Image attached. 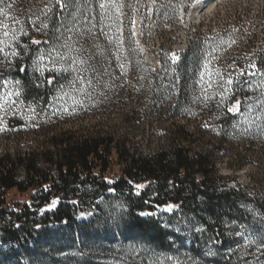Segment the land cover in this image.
<instances>
[{"label": "rangeland", "instance_id": "obj_1", "mask_svg": "<svg viewBox=\"0 0 264 264\" xmlns=\"http://www.w3.org/2000/svg\"><path fill=\"white\" fill-rule=\"evenodd\" d=\"M49 2L7 0L13 4L11 14L23 22L28 33L33 30L29 20L38 16L44 19L41 11ZM124 2L133 6L125 8V21L135 18L138 24L137 35L131 37V47L137 51L130 53L129 45L125 43L120 61L124 65L123 71L109 55L111 77L103 78L109 87H97L93 99L74 112L53 114L49 109L36 119H29L20 111L15 116L9 112L0 124V156L26 152L42 154L47 149L52 150L51 138L65 131L83 135L100 131L113 135L125 142L131 151L142 155L173 144L207 152L223 189L238 188L249 197H264V131L252 126L243 132L241 129L248 127L244 124L233 127L241 116L227 112V107H231L235 100L243 102L258 92L251 89L237 91L227 107L219 108V92L215 86L209 89L213 100L205 103L198 99L200 85L195 82L199 78L203 56L211 50L212 42L221 38L225 43L214 52L210 70H219L222 75L227 72L235 74L251 61L259 64L264 60V0H155L154 6L160 9L159 13L147 15L142 24L140 15L134 12L135 5L138 3L141 9H146L153 7V0ZM167 5L174 6V10L166 8ZM129 27L127 23L124 26L125 38ZM233 40L235 43H231ZM92 43V40L84 41L88 49L84 55H92L93 62L98 64L99 57L93 55L96 49ZM96 43L101 48H108L103 35ZM172 53L180 55L175 71L168 58ZM13 61L0 64V91L3 90L2 81H13L8 76ZM212 79L215 81L217 77ZM3 115L0 112V116ZM186 134L189 136L185 140ZM116 158L114 154L109 175L119 171ZM18 174L22 179V172ZM30 194V191H9V208L17 210L29 203ZM99 203L104 211L102 219L86 228L76 225L46 234L42 240L44 245L48 244L44 246L47 248L44 254L59 258L71 256L81 259L82 263L90 261L93 264H180L173 256L168 263L165 262V253L158 252L135 236H126L121 220L125 207L121 202L111 199L107 202L99 200ZM251 210L252 219L228 223L229 240H236V244L223 250L222 254L228 256L237 252L242 264H264V244L259 243L261 233L254 231L260 227L261 216L257 210ZM153 213L159 215L160 211ZM161 222H165L164 217ZM189 222L183 219L181 224L186 227ZM192 227L195 232H201L197 231L200 226L192 224ZM237 232L242 235H236ZM244 235L252 236L257 243L245 247ZM183 240L187 246L189 235L183 234ZM55 249L60 251L55 252ZM209 250L212 255L208 254ZM216 254L217 249L208 243L207 258L211 260ZM0 261L4 264H30L31 258L27 254L16 257L9 244L0 242Z\"/></svg>", "mask_w": 264, "mask_h": 264}, {"label": "trees", "instance_id": "obj_2", "mask_svg": "<svg viewBox=\"0 0 264 264\" xmlns=\"http://www.w3.org/2000/svg\"><path fill=\"white\" fill-rule=\"evenodd\" d=\"M33 39L43 42L48 35L42 29L22 37L28 44ZM42 47L46 45H31L33 50ZM30 64L29 56L14 59L8 76L21 80L26 100L34 96L47 98L48 86L36 87L38 81L34 80ZM22 66L26 72L19 71ZM49 75L54 74H45ZM41 105L44 106L43 101ZM51 144L52 150L42 154L0 156V242L9 244L16 257L27 254L30 264H93L71 256L59 258L44 254L47 250L44 246L48 244L44 245L42 240L46 234L64 227L93 226L104 214L99 200L114 199L125 207L121 220L126 236H135L165 253V262L173 256L180 264H242L237 252L222 254L236 244V240H229L227 225L252 219L251 208L259 212L260 220L264 218V197H249L238 188L223 189L207 152L173 144L142 155L131 151L113 135L100 131L84 135L65 131L53 136ZM114 154L120 168L118 173L109 175ZM141 183L145 187L137 195L135 185ZM11 190L30 191L29 203L17 210L9 208L7 193ZM53 199L58 203L48 209ZM167 204L178 207L171 213L162 211ZM157 211L159 215L139 216L140 212ZM161 217L165 218L164 223ZM183 219L191 221L188 226L181 224ZM192 224L203 231L195 232ZM183 234L190 237L187 246ZM208 243L217 249L211 260L206 256Z\"/></svg>", "mask_w": 264, "mask_h": 264}, {"label": "snow or ice", "instance_id": "obj_3", "mask_svg": "<svg viewBox=\"0 0 264 264\" xmlns=\"http://www.w3.org/2000/svg\"><path fill=\"white\" fill-rule=\"evenodd\" d=\"M154 5L155 0H153V7L146 9H141L138 3L135 5L134 12L140 15L139 22L141 24L147 15L159 13L160 9L155 8ZM126 7L132 8L133 6L126 5L124 0H95V2L93 0H50L41 11V16L44 19L38 16L36 19L29 20L33 30L39 32L43 29L48 35V39L43 42L33 39L28 44L22 41V37L29 35L23 22L11 14L13 4L7 3V0H0V17H2L0 19V64L11 63L13 59L29 56L34 80L38 81L36 87L48 86L46 88L47 98L34 96L28 101L24 98V87L20 79L2 81L0 112L4 115L0 116V124L9 112L15 116L17 111H20L22 114H26L29 119H36L41 112L49 109L53 110V114L74 112L93 99V93L97 87H109L103 79L105 76L111 77V73L108 72V68L112 66L108 59L109 55L114 57L119 68L123 71L124 65L120 61L125 51V43L127 42L129 45L130 53L137 51L131 47V37L137 35L138 20L131 18L125 21ZM165 7L174 10L172 5ZM52 20H55L54 24L49 23ZM126 23L130 26L127 38H125L123 30ZM100 35L107 39L108 48H101L96 43ZM85 40L93 41L92 47L96 49L93 55L99 57L98 64L93 62L92 55H84L88 51L84 45ZM42 43L46 47L35 50L31 48V45H41ZM224 43L222 38L213 41L211 50L203 56V63L199 65V78L195 81L200 85L201 96L198 99L210 103L214 97L209 94V89H213L215 86L219 92L218 107L224 108L227 107L229 100L237 91L244 92L251 89L258 92V95L247 97L243 102L235 100L231 107H227V112L233 116L237 114L241 116V120L234 123L233 127L244 124L248 127L241 129L243 132H247L252 126L264 131V60L259 64L256 61H251L235 74L227 72L222 75L219 70L212 71L210 70L212 68L211 58L216 49ZM231 43H235V41L233 40ZM168 58L171 60L173 71H175L180 55L172 53ZM228 67L234 68V65ZM19 71L26 72V68L22 66ZM195 72L196 70H194V74ZM46 73L54 75L46 77ZM205 75L208 77L207 81ZM213 76L217 77L215 81L212 79ZM41 101L44 102V107H41ZM242 104L243 112H241ZM258 121L262 123H258ZM135 187L136 194L139 195V190L145 186L139 184ZM57 203L58 200L53 199L48 205V209L54 208ZM176 207L178 206L167 204L161 210L171 213ZM153 215L152 212L139 213L141 217ZM113 219L116 220L115 217ZM116 223L119 226L118 220ZM259 224L260 227L254 231L261 233L259 243L264 244V218L260 220ZM177 228H179V223ZM197 231L202 232L203 229L198 228ZM236 235L240 236L242 233L237 232ZM243 238L244 246L247 248L257 243L252 236L244 235ZM208 254L212 255L213 253L209 250ZM0 264H4V261H0Z\"/></svg>", "mask_w": 264, "mask_h": 264}]
</instances>
